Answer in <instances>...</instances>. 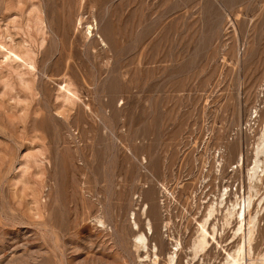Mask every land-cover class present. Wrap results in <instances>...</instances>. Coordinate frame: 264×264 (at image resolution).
<instances>
[{"label": "rangeland", "instance_id": "1", "mask_svg": "<svg viewBox=\"0 0 264 264\" xmlns=\"http://www.w3.org/2000/svg\"><path fill=\"white\" fill-rule=\"evenodd\" d=\"M263 120L264 0H0V264H165Z\"/></svg>", "mask_w": 264, "mask_h": 264}, {"label": "bare ground", "instance_id": "2", "mask_svg": "<svg viewBox=\"0 0 264 264\" xmlns=\"http://www.w3.org/2000/svg\"><path fill=\"white\" fill-rule=\"evenodd\" d=\"M89 25L87 31L92 34L94 27ZM66 96L70 98L68 93ZM253 113L256 115V111ZM253 113H251L250 117ZM244 160V156L240 153L236 158L234 168L244 166ZM220 167L221 162L217 160L215 171H220ZM263 177L264 120L256 141L252 146L250 164L246 168L245 191L242 194L237 192L238 190L232 192V189L230 190L226 185H222L218 188L216 195L201 197L199 204L197 203L196 214L193 217L191 216L193 233L188 245L185 247V251L181 238L176 236L174 231L171 234H167L166 237L169 240L170 248L166 253L165 264H179L182 252L185 253V261L182 264H211V260H213V264H254V261H251L250 257L259 228H261L258 215L264 209V192L261 194L262 189H264ZM206 182L207 180L202 178L199 184L202 186ZM196 192L194 191V193ZM229 192L234 194H230ZM160 193L161 198L159 202H161L162 211L164 210V216H167L169 215L168 208L165 209V201L169 193L167 187L163 186ZM193 197L197 198L196 196ZM252 206L253 212L250 211ZM148 209L147 205L143 206L142 215L146 216L144 231L139 230L138 223L134 217L135 213L131 214V219L133 220L132 227L138 231L133 239V247L140 263L158 264L160 247L156 242H151L157 232L152 221L147 217ZM98 224L104 226L102 219H98ZM166 226L163 225V227ZM187 229L185 230L187 231ZM227 234L229 241L223 245L220 239ZM209 256L211 258L207 261L206 257L209 258ZM219 256H221V260L217 261V257ZM257 258L255 264H264V249L258 254Z\"/></svg>", "mask_w": 264, "mask_h": 264}, {"label": "built area", "instance_id": "3", "mask_svg": "<svg viewBox=\"0 0 264 264\" xmlns=\"http://www.w3.org/2000/svg\"><path fill=\"white\" fill-rule=\"evenodd\" d=\"M227 185L229 186L230 190L232 189V191L238 190L239 193L243 192V186H242L243 184L239 186L236 184L234 185V184L228 183Z\"/></svg>", "mask_w": 264, "mask_h": 264}]
</instances>
